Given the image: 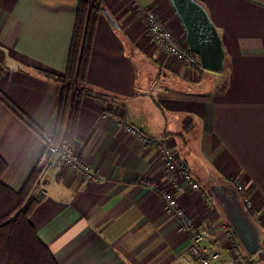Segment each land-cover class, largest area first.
<instances>
[{"label": "crops", "instance_id": "crops-1", "mask_svg": "<svg viewBox=\"0 0 264 264\" xmlns=\"http://www.w3.org/2000/svg\"><path fill=\"white\" fill-rule=\"evenodd\" d=\"M133 1L153 5L185 38L173 0H103L116 26L98 21L86 76L109 99L83 98L74 146L104 178L91 181L54 162L41 176L46 195L30 222L57 264H199L181 260L187 236L158 196L135 182L150 178L173 191L205 245L228 263L231 228L209 192L212 181L242 179L264 239V0H192L219 33L225 71L192 69L164 52ZM77 7L78 0H0L1 180L15 191L45 149L35 127L53 132L60 87L40 70H65ZM107 112L164 139L199 187L182 174L174 187L156 149Z\"/></svg>", "mask_w": 264, "mask_h": 264}, {"label": "built area", "instance_id": "built-area-1", "mask_svg": "<svg viewBox=\"0 0 264 264\" xmlns=\"http://www.w3.org/2000/svg\"><path fill=\"white\" fill-rule=\"evenodd\" d=\"M132 6L136 14L143 20L148 35L164 52L189 68L201 67L197 55L184 41L176 36L170 25L158 15L153 5H143L133 1ZM106 114L115 119L128 134L144 144L152 145L156 149L162 160L166 177L174 187L177 188L179 186L177 181L179 174H182L184 180L192 189L199 187V183L187 171L180 157L164 139L144 133L139 128L125 121L119 114L114 112H107ZM35 130L45 142V149L37 162L40 174L30 194L32 199L39 201L45 197L46 186L42 183L41 176L45 169L54 162L68 166L72 171L88 180L102 181L104 177L101 173L80 157L65 139L55 140L52 133H44L36 127ZM227 180V183L236 190L237 196L247 214L256 222L258 210L252 202L242 179L234 177ZM135 182L158 196L163 210L176 218L178 230L187 236L188 245L180 255L184 263H188L190 258H194L199 264H223L219 261V252L205 245L203 230L197 226L190 214L182 207L172 190L165 188L150 178L141 177L136 179ZM228 235L232 239L231 251L233 257L230 262L225 264H251L254 259H264V239L260 240L258 248L252 255H247L243 252L232 230L228 231Z\"/></svg>", "mask_w": 264, "mask_h": 264}, {"label": "trees", "instance_id": "trees-1", "mask_svg": "<svg viewBox=\"0 0 264 264\" xmlns=\"http://www.w3.org/2000/svg\"><path fill=\"white\" fill-rule=\"evenodd\" d=\"M172 5L178 14L174 0ZM103 7V0H78L65 70L61 73L40 70L41 74L60 87L52 135L55 140L65 139L74 149L83 98L109 99L91 86L86 76L97 23L105 18ZM227 67L228 64L225 63L223 71ZM225 85L226 81L223 80L222 87ZM6 167L7 164L0 155V264H57L48 248L40 241L29 219L32 209L38 203L30 194L40 168L36 166L21 189L15 191L1 180Z\"/></svg>", "mask_w": 264, "mask_h": 264}, {"label": "water", "instance_id": "water-1", "mask_svg": "<svg viewBox=\"0 0 264 264\" xmlns=\"http://www.w3.org/2000/svg\"><path fill=\"white\" fill-rule=\"evenodd\" d=\"M178 15L186 29V44L198 56L202 68L221 71L225 53L216 27L205 10L192 0H175ZM105 18L116 26L114 18L103 7ZM209 192L219 204L220 209L236 237L243 252L252 255L258 248L261 234L258 224L250 218L243 208L236 190L224 182H212Z\"/></svg>", "mask_w": 264, "mask_h": 264}, {"label": "rangeland", "instance_id": "rangeland-1", "mask_svg": "<svg viewBox=\"0 0 264 264\" xmlns=\"http://www.w3.org/2000/svg\"><path fill=\"white\" fill-rule=\"evenodd\" d=\"M195 2H197L198 3V1L197 0H194ZM141 19V18H140ZM142 20V19H141ZM182 27V29H183V31H185V28L183 27V26H181ZM178 36V35H177ZM179 39H181V40H183L184 41V43L186 44V38H182V37H178ZM216 182H219V181H217V180H215ZM215 181H212V182H215Z\"/></svg>", "mask_w": 264, "mask_h": 264}, {"label": "flooded vegetation", "instance_id": "flooded-vegetation-1", "mask_svg": "<svg viewBox=\"0 0 264 264\" xmlns=\"http://www.w3.org/2000/svg\"><path fill=\"white\" fill-rule=\"evenodd\" d=\"M174 4V3H173ZM177 5V4H176Z\"/></svg>", "mask_w": 264, "mask_h": 264}]
</instances>
